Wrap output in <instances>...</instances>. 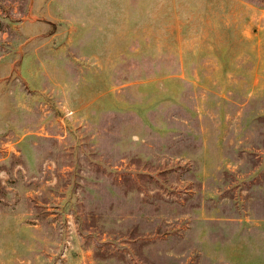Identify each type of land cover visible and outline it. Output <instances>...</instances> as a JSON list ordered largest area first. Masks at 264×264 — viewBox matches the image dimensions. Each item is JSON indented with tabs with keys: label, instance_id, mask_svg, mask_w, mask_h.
I'll return each instance as SVG.
<instances>
[{
	"label": "rangeland",
	"instance_id": "374dc122",
	"mask_svg": "<svg viewBox=\"0 0 264 264\" xmlns=\"http://www.w3.org/2000/svg\"><path fill=\"white\" fill-rule=\"evenodd\" d=\"M0 264H264V0H0Z\"/></svg>",
	"mask_w": 264,
	"mask_h": 264
}]
</instances>
